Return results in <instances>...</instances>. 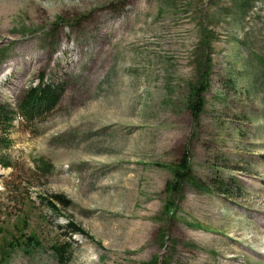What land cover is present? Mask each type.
<instances>
[{"label":"rangeland","instance_id":"1","mask_svg":"<svg viewBox=\"0 0 264 264\" xmlns=\"http://www.w3.org/2000/svg\"><path fill=\"white\" fill-rule=\"evenodd\" d=\"M41 78L65 91L8 129L0 264H264V0H0V104Z\"/></svg>","mask_w":264,"mask_h":264},{"label":"trees","instance_id":"2","mask_svg":"<svg viewBox=\"0 0 264 264\" xmlns=\"http://www.w3.org/2000/svg\"><path fill=\"white\" fill-rule=\"evenodd\" d=\"M209 81V74L201 70L198 72V76L195 83L189 85V92L186 98V108L189 111V114L194 122H197L199 115L202 112L204 106L203 94L207 89ZM65 91V86L63 83H54L53 81H47L43 78L33 86L28 87L23 94L21 95L19 102L17 104V111L14 112L7 105L0 104V165L2 167H8L2 156V152L9 148L10 139L8 138V129L10 128L11 122L14 120L15 115L18 114L20 118L26 122L33 121L36 118L44 116L46 113L54 110L58 103L60 102ZM189 160L190 156L188 152H184L181 161L179 163V168L175 172L176 178L183 176L185 173L189 172ZM227 185L223 182L219 184V191L222 193H227ZM173 190H177V186L172 187ZM262 212V210H258ZM254 217V216H253ZM260 222L262 227L261 230L264 232V220L256 219ZM73 232H79L84 234L83 230H80L76 225L72 224ZM29 241V244L25 243L24 251H33L40 248V244L37 240L29 236L26 238ZM19 246V242L16 240V244L10 243L6 246L5 252L0 253V262L5 257V253L9 251L10 248ZM51 251L54 254V257L58 264H66L69 260V250L67 244H53L51 246ZM254 251V250H253ZM256 255L264 257L261 253H256Z\"/></svg>","mask_w":264,"mask_h":264},{"label":"bare ground","instance_id":"3","mask_svg":"<svg viewBox=\"0 0 264 264\" xmlns=\"http://www.w3.org/2000/svg\"><path fill=\"white\" fill-rule=\"evenodd\" d=\"M238 210V209H237ZM259 232H263L261 229H260V231ZM261 254H263V253H261ZM264 255V254H263Z\"/></svg>","mask_w":264,"mask_h":264}]
</instances>
